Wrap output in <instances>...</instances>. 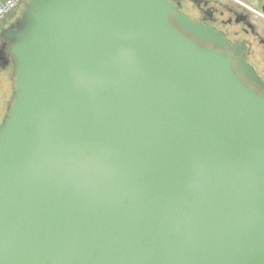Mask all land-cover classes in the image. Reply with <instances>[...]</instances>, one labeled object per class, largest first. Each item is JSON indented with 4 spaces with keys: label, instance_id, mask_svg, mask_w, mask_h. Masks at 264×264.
I'll use <instances>...</instances> for the list:
<instances>
[{
    "label": "water",
    "instance_id": "1",
    "mask_svg": "<svg viewBox=\"0 0 264 264\" xmlns=\"http://www.w3.org/2000/svg\"><path fill=\"white\" fill-rule=\"evenodd\" d=\"M169 0H29L1 36L0 264H264V94Z\"/></svg>",
    "mask_w": 264,
    "mask_h": 264
},
{
    "label": "flooded vegetation",
    "instance_id": "2",
    "mask_svg": "<svg viewBox=\"0 0 264 264\" xmlns=\"http://www.w3.org/2000/svg\"><path fill=\"white\" fill-rule=\"evenodd\" d=\"M169 1L195 26L184 28L172 22L182 34L200 47L229 56L231 68L241 83L259 95L264 94V0ZM12 21L0 27V68L8 72L13 67V57L10 42L1 32Z\"/></svg>",
    "mask_w": 264,
    "mask_h": 264
},
{
    "label": "rangeland",
    "instance_id": "3",
    "mask_svg": "<svg viewBox=\"0 0 264 264\" xmlns=\"http://www.w3.org/2000/svg\"><path fill=\"white\" fill-rule=\"evenodd\" d=\"M18 11L12 13L8 17L6 24L12 21L18 15ZM0 89L3 90L4 94H6L4 96V98L6 97V99L11 96L14 89V83L11 82V76L9 75V72L7 70H2V68H0ZM6 99H5V105H3L2 102L0 103V122L5 113L6 101H7Z\"/></svg>",
    "mask_w": 264,
    "mask_h": 264
},
{
    "label": "built area",
    "instance_id": "4",
    "mask_svg": "<svg viewBox=\"0 0 264 264\" xmlns=\"http://www.w3.org/2000/svg\"><path fill=\"white\" fill-rule=\"evenodd\" d=\"M26 0H0V26Z\"/></svg>",
    "mask_w": 264,
    "mask_h": 264
},
{
    "label": "crops",
    "instance_id": "5",
    "mask_svg": "<svg viewBox=\"0 0 264 264\" xmlns=\"http://www.w3.org/2000/svg\"><path fill=\"white\" fill-rule=\"evenodd\" d=\"M7 20V19H6ZM5 20V22H7ZM9 22V21H8ZM9 75H11V71H9ZM6 94H4V92H3V90L2 89H0V103L2 102L3 103V105H5V99H6V97L4 98V96H5ZM7 100V99H6Z\"/></svg>",
    "mask_w": 264,
    "mask_h": 264
},
{
    "label": "trees",
    "instance_id": "6",
    "mask_svg": "<svg viewBox=\"0 0 264 264\" xmlns=\"http://www.w3.org/2000/svg\"><path fill=\"white\" fill-rule=\"evenodd\" d=\"M19 12H20V11H19ZM19 12H18V13H19Z\"/></svg>",
    "mask_w": 264,
    "mask_h": 264
}]
</instances>
